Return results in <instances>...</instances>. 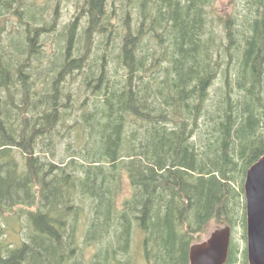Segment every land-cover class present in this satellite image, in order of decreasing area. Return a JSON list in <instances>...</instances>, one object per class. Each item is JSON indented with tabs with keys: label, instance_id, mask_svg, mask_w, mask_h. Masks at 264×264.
Returning <instances> with one entry per match:
<instances>
[{
	"label": "trees",
	"instance_id": "16d2710c",
	"mask_svg": "<svg viewBox=\"0 0 264 264\" xmlns=\"http://www.w3.org/2000/svg\"><path fill=\"white\" fill-rule=\"evenodd\" d=\"M109 1L86 0L87 26L59 31L33 0H0V210L28 208L33 227L9 254L0 240V264H134L135 227L147 264H190L209 223L246 221L237 181L264 155V0L243 30L229 22L224 54L207 37L212 0H139L122 35ZM71 133L72 156L48 162ZM81 204L90 263L76 255Z\"/></svg>",
	"mask_w": 264,
	"mask_h": 264
},
{
	"label": "rangeland",
	"instance_id": "374dc122",
	"mask_svg": "<svg viewBox=\"0 0 264 264\" xmlns=\"http://www.w3.org/2000/svg\"><path fill=\"white\" fill-rule=\"evenodd\" d=\"M30 1V0H29ZM121 0H110L106 6L107 11L113 13L112 23L117 26L118 34L122 35L124 30L122 27V23L118 21L121 12L130 15L131 19L136 23V17L138 14L139 8V0H136L135 3L132 2L133 11H126L129 10H120ZM37 8L41 10V17H42V10L45 7L47 12V19L52 21L54 18L57 19V30L61 31L65 28H68L69 25L73 22H78L79 25L83 28L87 26V20L85 16H83L87 10V2L86 0H33ZM258 4V3H257ZM260 5L258 4V7ZM257 7V8H258ZM256 4H253V0H212L209 6L206 8V16H207V37L212 36L216 43V48H219L224 54V47L228 43L227 40V26L229 22L234 18V16L238 17V22L240 24L239 30H243L242 25L246 24V15H248V21H251V14L256 12L257 10ZM123 9V7H122ZM115 10V12H113ZM132 22V21H131ZM16 26V19L11 24L10 28H14ZM81 28V29H82ZM105 39L100 38L98 35H95V38L92 39L91 45L93 48L98 45L97 48L103 46L102 40ZM83 42H86V38H84ZM244 41L242 42L243 45ZM217 48V49H218ZM116 65L115 63L112 64ZM121 75L124 74L123 70H119ZM133 126L129 125L126 128L127 135L132 133ZM75 140V134L71 133V135L63 142L61 145L56 147L55 151H49L47 156V161L59 166L60 163L67 162L68 158L72 156L66 149L68 148V143L72 144ZM70 144V145H71ZM72 151V150H70ZM15 158L22 162V155L17 152L15 153ZM23 170V169H22ZM248 171V170H247ZM21 172V171H18ZM247 174V173H246ZM121 185L124 189L119 196L120 201H125L126 199L130 198L133 194V189L129 180V176L126 172H122L121 175ZM245 178L243 180H238V185L242 182V187L244 190L245 185ZM244 181V182H243ZM244 200L246 203L245 198V190H244ZM88 204V203H87ZM86 204H81L82 213L79 216V220L77 221V230L75 233V241L78 250L76 251V255L82 256L87 263H90L91 258L95 254L94 247L86 241L85 232L88 228V218L90 213V208L88 206V210L85 211ZM122 206L120 205V208ZM26 207H18L14 211H2L0 210V240L2 242V246L6 247L8 245L9 249L6 250V254H9L10 251H13L17 248L23 246L24 242H29V236L33 233V227L30 224L26 214L22 212V209ZM28 209V208H26ZM35 209H30L33 211ZM239 218L236 221L233 220L232 224H221L216 223L213 221L209 223L206 227V232L203 234L194 244L202 243L203 241L207 240L210 235L214 232V230L219 228H226L230 227L232 231L231 236V245L232 248L237 253V260L239 264H242L246 261L248 264V240H247V214H246V221L245 223L241 219L242 216L239 213ZM70 229V227H68ZM144 234L138 227H135V231L133 234V241H132V250H131V258L133 259L134 264H147L145 257H144V246H143ZM87 243V244H85ZM193 244V245H194ZM127 258L129 256L126 255Z\"/></svg>",
	"mask_w": 264,
	"mask_h": 264
},
{
	"label": "water",
	"instance_id": "95a60500",
	"mask_svg": "<svg viewBox=\"0 0 264 264\" xmlns=\"http://www.w3.org/2000/svg\"><path fill=\"white\" fill-rule=\"evenodd\" d=\"M248 258L250 264H264V155L247 171L245 179ZM232 231L214 230L202 243L192 245L190 264H226Z\"/></svg>",
	"mask_w": 264,
	"mask_h": 264
},
{
	"label": "bare ground",
	"instance_id": "6f19581e",
	"mask_svg": "<svg viewBox=\"0 0 264 264\" xmlns=\"http://www.w3.org/2000/svg\"><path fill=\"white\" fill-rule=\"evenodd\" d=\"M247 226V225H246ZM246 230H247V228H246Z\"/></svg>",
	"mask_w": 264,
	"mask_h": 264
},
{
	"label": "flooded vegetation",
	"instance_id": "af4514ba",
	"mask_svg": "<svg viewBox=\"0 0 264 264\" xmlns=\"http://www.w3.org/2000/svg\"><path fill=\"white\" fill-rule=\"evenodd\" d=\"M230 247H231V244H230Z\"/></svg>",
	"mask_w": 264,
	"mask_h": 264
}]
</instances>
